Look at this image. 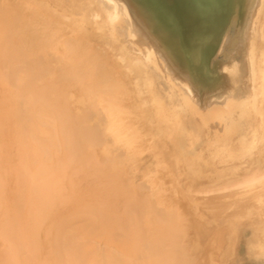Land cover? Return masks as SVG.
<instances>
[{
    "label": "bare ground",
    "instance_id": "6f19581e",
    "mask_svg": "<svg viewBox=\"0 0 264 264\" xmlns=\"http://www.w3.org/2000/svg\"><path fill=\"white\" fill-rule=\"evenodd\" d=\"M195 2L0 0V264L264 253V0ZM75 155L115 207L55 206Z\"/></svg>",
    "mask_w": 264,
    "mask_h": 264
},
{
    "label": "rangeland",
    "instance_id": "374dc122",
    "mask_svg": "<svg viewBox=\"0 0 264 264\" xmlns=\"http://www.w3.org/2000/svg\"><path fill=\"white\" fill-rule=\"evenodd\" d=\"M168 2L169 4L172 3V0H164ZM210 0H196V6L198 7H205L206 3ZM218 2H221V4L227 6L228 8L233 5L234 0H216ZM221 9V8H220ZM226 12L225 14H227ZM207 17H204L206 19ZM202 21V20H201ZM199 20H196L195 22L185 26H182V30L186 31H193L196 33H200L203 27L206 25V23H202ZM225 22H227L226 18L224 19ZM205 22H208V20H205ZM229 26V25H228ZM123 37V36H122ZM126 44H128V41H125ZM84 157H80L79 155H75L73 160H70L68 165L65 169H62L61 172V179L66 178L69 174H77L78 176L76 179L79 181L77 186L72 191H67L63 193L64 200L58 201L56 199L55 206L60 207L61 212L71 211L72 207V201L78 194L82 197V200H91L94 198L95 195L101 194V201H103L106 206L108 207H115L113 204V198H115L116 195L113 194V186L112 181L114 180L115 176L112 172H110V168H105L104 164L101 165H94V172H85L86 168L89 164H85L83 162ZM98 168H102L103 170L100 171ZM120 195V194H117ZM87 203L84 202L82 206ZM101 210H97L99 212ZM50 216L46 217L41 221L42 224H45ZM41 224V225H42ZM46 247V239H41L40 243H37V245H34V248H38L39 252L43 251ZM246 251V244L241 240L238 241L235 254L229 255V260H227V264H229L231 261L234 262V264H264V253L261 254H248ZM251 251V249H250ZM48 264H55L52 257H49ZM41 264V263H40Z\"/></svg>",
    "mask_w": 264,
    "mask_h": 264
}]
</instances>
